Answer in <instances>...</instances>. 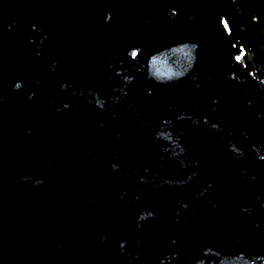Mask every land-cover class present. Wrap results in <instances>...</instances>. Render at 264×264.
I'll use <instances>...</instances> for the list:
<instances>
[{
  "label": "water",
  "instance_id": "95a60500",
  "mask_svg": "<svg viewBox=\"0 0 264 264\" xmlns=\"http://www.w3.org/2000/svg\"><path fill=\"white\" fill-rule=\"evenodd\" d=\"M262 8L0 0V264H264Z\"/></svg>",
  "mask_w": 264,
  "mask_h": 264
},
{
  "label": "flooded vegetation",
  "instance_id": "af4514ba",
  "mask_svg": "<svg viewBox=\"0 0 264 264\" xmlns=\"http://www.w3.org/2000/svg\"><path fill=\"white\" fill-rule=\"evenodd\" d=\"M240 13V17L238 18L237 16L239 15H235V24H237L240 20H245V22H247L248 24V28H244L243 25H241L239 27L238 25V29L243 30V32H241V40L242 42H240L238 44L237 47V53L232 52V57H234V59H237V56H240L241 58L238 60L241 64H243V66L249 68L252 72V74L256 77V76H260L263 80H264V23H263V27L260 29V27L258 29H260L261 33H263V35L260 36V41L258 43H256V41H253V45L250 44L251 43V36L253 34L251 33V30L253 29V22L250 23V20L248 17V15H250L252 21L257 22L258 19L256 17V13L255 12H249V11H245V13L242 11ZM259 14L260 17L263 16L264 17V9H259ZM220 17L223 19L222 15H220ZM220 19V22H222V24H224L223 20ZM264 19V18H263ZM219 22V24H220ZM257 29V30H258ZM231 39V37H230ZM256 52V54H255ZM257 60V63H256Z\"/></svg>",
  "mask_w": 264,
  "mask_h": 264
},
{
  "label": "snow or ice",
  "instance_id": "6c2138e0",
  "mask_svg": "<svg viewBox=\"0 0 264 264\" xmlns=\"http://www.w3.org/2000/svg\"><path fill=\"white\" fill-rule=\"evenodd\" d=\"M224 26H225V29H228L229 28V23L228 22H224ZM133 56L136 55L135 52L132 53ZM241 57L240 56H237V59L239 60Z\"/></svg>",
  "mask_w": 264,
  "mask_h": 264
}]
</instances>
